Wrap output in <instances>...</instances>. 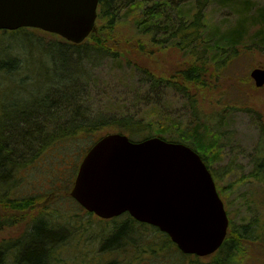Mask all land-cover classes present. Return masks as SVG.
Listing matches in <instances>:
<instances>
[{
	"label": "rangeland",
	"instance_id": "obj_1",
	"mask_svg": "<svg viewBox=\"0 0 264 264\" xmlns=\"http://www.w3.org/2000/svg\"><path fill=\"white\" fill-rule=\"evenodd\" d=\"M252 1L254 6L264 5V0ZM206 13L212 23L222 26L235 19L229 7L217 3L207 6ZM101 24L103 22L97 21L94 32ZM113 28L110 39H122L124 44L130 34L127 20L117 22ZM62 38L30 27L17 35L0 30V64L11 60L8 68L12 69H0V131L10 114L20 108H29L62 80L65 72L55 61L60 54L54 47L64 45ZM145 44L144 41L143 48ZM64 46L69 47L67 52L74 54L72 47ZM241 52L218 74L206 69V75L190 89L200 113V123L206 129H202L203 139L213 145L207 158L209 167L217 189L228 203L225 209L230 221V235L223 252L220 249L203 257L180 254L174 243L159 230L151 225L132 224L125 213L113 219H101L85 211L69 194L73 184L66 183L70 170L64 168L68 164L63 167L66 162H58L61 154L67 153L72 155L69 154L68 159L74 160L78 148L73 147L79 143L71 147L66 144V150L50 148L46 151L49 154L27 165L15 177L7 197H36V200L24 210L0 207V215L7 216L13 223L0 229L1 248L13 247L16 239L29 236L36 220H44L58 229V237L63 235L55 245L54 264H264V244L256 242L254 236L250 239L243 234L246 225L258 220L253 228L259 238H264V184L255 176L254 165V162H264V84L257 87L250 77L253 68L264 67V50L246 48ZM142 53L141 60L145 65L172 82L176 71L195 58L167 42L146 48L144 55ZM14 58L22 66L19 71L13 70L16 66ZM211 63L207 60L204 66H212ZM68 68L83 73L84 101L95 115H133L145 120L167 115V122L151 123L153 131L156 128L175 130L176 126L182 129L190 120V107L177 91L167 89L162 104L148 100L144 95L145 87L138 81L139 76L109 59H84L80 63L74 59ZM118 132L111 126L102 131L104 135ZM120 133L128 136L125 132ZM56 174L61 175L60 181ZM51 180H55L53 187ZM253 193L256 205L248 200ZM7 251L14 256L13 249Z\"/></svg>",
	"mask_w": 264,
	"mask_h": 264
},
{
	"label": "trees",
	"instance_id": "obj_2",
	"mask_svg": "<svg viewBox=\"0 0 264 264\" xmlns=\"http://www.w3.org/2000/svg\"><path fill=\"white\" fill-rule=\"evenodd\" d=\"M215 3L229 7L235 16L231 24L222 26L216 22L212 23L207 17V6ZM253 4L252 0H99L97 21L103 24L98 30L80 44L61 39L64 45L73 48V55L66 51L69 47L51 45L57 47L60 54V57L54 60L65 72L62 80L54 84L50 91L42 95V99L29 108H20L15 114H10L6 126L0 131V207L14 211L24 210L33 204L36 197H7L9 190L13 189L15 177L27 165L49 154L46 151L50 148L63 150L67 148L66 144L71 147L79 143V146L73 147L78 148L73 155L74 160L71 161L72 157L68 159L71 154L67 153L61 154L58 161L66 162L63 167L68 164L64 168L69 167L70 170L66 183H72L78 168V159L104 135L102 131L110 126L127 133L134 141L158 136L164 140L189 145L209 167L207 158L213 145L203 139L202 129H206L202 128L200 113L196 109V101L190 89L206 75V69L218 74L233 57H239V53L246 48L260 52L264 50V5ZM124 20H127L130 32L126 42L122 44V39L112 41L110 32L115 29L113 27L117 22ZM25 31L26 28H18L16 31L2 32L17 35ZM144 41L148 45L145 44V48ZM162 42L184 49L195 57L192 63L176 71L172 77L173 82L162 78L141 60V52L144 55L146 48ZM92 58L109 59L119 67L131 69L145 87L146 99H151L157 104H162L161 100L167 89L177 91L190 107L191 116L187 125L182 129L176 126L175 130L156 128L153 131L150 128L151 123H165L169 120L167 115L149 120L133 115H95L87 101H84L83 73L68 68L69 62L74 59L80 63L84 59ZM12 60L16 63L13 70L22 69L19 60ZM207 60H211L213 64L207 65L208 68L204 66ZM10 61H3L0 69L12 70L8 68ZM254 165L257 171L255 176L264 184V162H254ZM56 178L59 181L62 179L59 174H56ZM54 182L55 180H51L52 187ZM126 215L130 223L145 225ZM5 217L0 215V229L13 224L12 220ZM249 229L251 230L250 226L244 227L243 234L249 232ZM57 230L50 226L48 221L36 220L28 232L29 236L24 235L16 239L13 247L2 249L0 246V264H54L55 245L63 238V235L57 236ZM155 230L158 231L157 228ZM165 236L170 241L168 236ZM254 240L256 241V238ZM225 243L221 248L222 252L227 245ZM8 248L13 249L14 256L8 253ZM178 252L184 254L179 249Z\"/></svg>",
	"mask_w": 264,
	"mask_h": 264
},
{
	"label": "water",
	"instance_id": "obj_3",
	"mask_svg": "<svg viewBox=\"0 0 264 264\" xmlns=\"http://www.w3.org/2000/svg\"><path fill=\"white\" fill-rule=\"evenodd\" d=\"M99 0H0V30L32 27L82 43L95 28ZM250 77L264 84V67ZM70 195L88 212H127L153 225L189 255L206 256L225 239L227 214L201 156L180 142L103 135L83 156Z\"/></svg>",
	"mask_w": 264,
	"mask_h": 264
},
{
	"label": "flooded vegetation",
	"instance_id": "obj_4",
	"mask_svg": "<svg viewBox=\"0 0 264 264\" xmlns=\"http://www.w3.org/2000/svg\"><path fill=\"white\" fill-rule=\"evenodd\" d=\"M219 197H220V199L223 201V203H224V207L226 208V204H228L227 203V200H225V198L224 197H222V193H221V191L219 190ZM248 200H250V204H253V205H256L257 203H256V196H254V193H253V195H252V197L250 198V199H248ZM260 204V203H259ZM226 210V209H225ZM228 215V214H227ZM256 217V215H254V218ZM257 218V217H256ZM253 219V218H252ZM251 219V220H252ZM228 221H229V217H228ZM229 224H230V221H229ZM251 224V225H250ZM257 224H258V220H255V221H252V222H250L249 223V225H246V227L248 226H250L251 227V230L249 229V232H247V233H244V234H246V236L248 235V236H254V238H256V242H259L260 244H264V238H259L258 236H257V234L255 233V231H254V229L256 228V226H257ZM253 226L255 227V228H253Z\"/></svg>",
	"mask_w": 264,
	"mask_h": 264
}]
</instances>
